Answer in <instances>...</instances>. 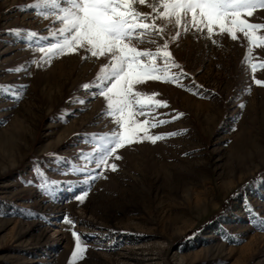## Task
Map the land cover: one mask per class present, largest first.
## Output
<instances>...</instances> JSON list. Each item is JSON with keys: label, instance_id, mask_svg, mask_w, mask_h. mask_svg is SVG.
I'll return each instance as SVG.
<instances>
[{"label": "rangeland", "instance_id": "obj_1", "mask_svg": "<svg viewBox=\"0 0 264 264\" xmlns=\"http://www.w3.org/2000/svg\"><path fill=\"white\" fill-rule=\"evenodd\" d=\"M35 3L0 0V264H264V47L156 18L164 39L140 49L166 40L180 66L170 75H185L135 85L167 107L134 119L167 120L148 134L176 135L152 143L141 130L100 168V138L117 124L83 86L108 58L77 49L45 62L39 49L63 25ZM161 3L135 7L151 21ZM246 18L264 25V10Z\"/></svg>", "mask_w": 264, "mask_h": 264}, {"label": "snow or ice", "instance_id": "obj_2", "mask_svg": "<svg viewBox=\"0 0 264 264\" xmlns=\"http://www.w3.org/2000/svg\"><path fill=\"white\" fill-rule=\"evenodd\" d=\"M145 2L146 0H36L32 5L34 9H48L63 25L58 28L62 39L39 49L45 55V62L77 49L86 50L91 57L108 58V64L102 69L103 74L94 85L83 86L86 90L94 87L97 96L105 97L107 109L115 117L117 124V129L100 138L102 143L96 149V166L100 168H104L109 157L117 149L124 147L126 142L136 140L141 130L144 135L140 139H148L152 143L167 135H176L148 134L146 125L156 128L169 123L167 120L154 117L153 120L145 119L141 123L134 119L138 112L145 114L148 108L167 107L166 102L152 100L151 96L134 90L135 85L144 83L145 79L177 82L180 75H185H170L171 68L180 66L171 60L166 40L155 52L140 49L141 44H154L157 39H164L166 26L158 27L156 18L172 26L181 25L183 21L185 31H188L187 26L190 25L197 32L206 29L207 34H212L213 29L218 27L220 33L230 34L233 40L237 39V33H242L250 44L264 47V35H257V30L264 29V25L251 23L246 18L252 17L257 9L264 10V0H162V13H157V17L151 21L148 15L135 7L137 3ZM31 35L35 36L36 33ZM260 67L264 68V64ZM252 68L255 69L256 65L253 64ZM255 83L260 85L262 82L257 79ZM116 159L120 157L117 156ZM111 170L116 171L117 165L112 164ZM77 199L82 201L84 196H78ZM259 227L264 230V220L260 221ZM73 235L76 241L73 254L75 260L83 254L84 248L80 243L81 235Z\"/></svg>", "mask_w": 264, "mask_h": 264}, {"label": "trees", "instance_id": "obj_3", "mask_svg": "<svg viewBox=\"0 0 264 264\" xmlns=\"http://www.w3.org/2000/svg\"><path fill=\"white\" fill-rule=\"evenodd\" d=\"M216 218L214 217V218H212V220L214 221ZM193 232V231H192Z\"/></svg>", "mask_w": 264, "mask_h": 264}]
</instances>
